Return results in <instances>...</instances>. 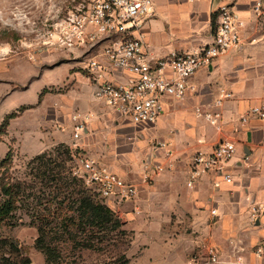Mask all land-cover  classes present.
Returning <instances> with one entry per match:
<instances>
[{
  "label": "crops",
  "instance_id": "crops-1",
  "mask_svg": "<svg viewBox=\"0 0 264 264\" xmlns=\"http://www.w3.org/2000/svg\"><path fill=\"white\" fill-rule=\"evenodd\" d=\"M152 1L153 15L142 27L143 49L151 59L193 52L209 44L217 10L223 3L232 5L242 23L241 45L224 51L211 66L189 78L194 90L186 97L196 102L193 108L166 97L164 110L154 124H135L93 96L99 80L124 83L129 79L127 73L105 60L102 50L106 41L102 38L85 50L89 52L87 61L96 58L103 65L99 80L86 75L90 92H85V103L79 110L86 119L85 127L77 139L72 137V112L66 123L70 130L56 137L71 146L76 143L84 156L104 163L129 181H139L144 163H165L163 172L150 174L147 183H138L137 197L104 199L127 224L146 232L143 241L150 244V250L144 252L145 263L187 264L192 256L205 255L212 248L220 264H264V253L256 254L257 247L264 246V119L241 121L251 106L264 103V22L252 10L254 0ZM223 91L232 96L219 108L222 132H216L196 116L195 108L204 105L212 109ZM153 137L174 149L177 160L172 169L167 166L170 157L162 156L163 148L148 144ZM222 137L236 143V152L225 165L233 181L216 186L214 176L204 174L188 187L194 152L210 151ZM33 146L38 148L37 143ZM253 204H260L262 211L252 221Z\"/></svg>",
  "mask_w": 264,
  "mask_h": 264
},
{
  "label": "built area",
  "instance_id": "built-area-1",
  "mask_svg": "<svg viewBox=\"0 0 264 264\" xmlns=\"http://www.w3.org/2000/svg\"><path fill=\"white\" fill-rule=\"evenodd\" d=\"M252 10L264 22V0H254ZM153 15L152 0H83L71 10L54 31L57 44L69 50L81 46L91 48L104 39L102 50L108 64L129 75L126 82L114 83L99 80L103 65L100 60L90 58L85 69L88 75L97 78L93 96L110 107L117 114L129 118L135 124H154L164 110V98L177 101L186 98L193 91L189 78L198 70L212 65L214 59L228 49L241 45L240 27L242 23L234 14L230 3H223L217 10V22L212 41L193 52H174L166 58L151 59L144 52L142 27L146 18ZM169 73L167 76L165 73ZM232 96L222 92L213 102V108L204 105L195 108L196 116L208 122L216 132H222L220 106L224 99ZM80 115L75 120L77 139L84 129ZM250 117L264 119V103L251 106L242 116L245 123ZM165 150V157L171 155L164 142L156 144ZM73 147H78L76 143ZM236 143L221 138L210 151L198 149L191 158L187 186L192 187L195 180L204 174L214 176L213 184L220 186L233 181L227 171L226 163L234 156ZM77 173L92 188L99 198L114 197L119 200L138 196V183H147L150 174L165 170L164 162H148L142 165L139 181H129L111 171L107 165L83 154L76 159ZM172 162H168L171 167ZM261 205L250 206V219L255 220L261 213ZM214 214L215 210H211ZM264 253V246L256 249L257 256ZM221 259L214 249L208 248L205 255H194L187 264H220Z\"/></svg>",
  "mask_w": 264,
  "mask_h": 264
},
{
  "label": "rangeland",
  "instance_id": "rangeland-1",
  "mask_svg": "<svg viewBox=\"0 0 264 264\" xmlns=\"http://www.w3.org/2000/svg\"><path fill=\"white\" fill-rule=\"evenodd\" d=\"M82 2L0 0V160L9 148L14 154L12 166L8 168L6 164L2 170L7 176L23 177L28 171L25 162L36 150L65 144L56 134L70 130L66 123L72 112V137L76 126L74 116L80 115L78 124L82 120L85 126L86 119L79 110L85 103V92H90L85 83L88 46L69 50L57 44L54 36L62 19ZM193 101L186 97L179 104L191 109L196 103ZM10 114L14 116L7 119L3 133V121ZM157 140L153 137L148 144L156 146L162 142ZM36 143L38 148L33 146ZM170 151L169 161L173 163L168 168L172 169L177 155L174 149ZM162 156L166 158L164 149ZM114 213L123 222L126 234L78 233L62 246L67 262L61 264H116L117 260L147 264L143 258L144 252L150 250V244L143 241L146 232L143 228L131 227L120 213ZM30 220L22 215L15 225L1 224L0 238L16 242L29 264H45L43 254L34 246L37 230L30 225ZM165 232L164 229L162 233Z\"/></svg>",
  "mask_w": 264,
  "mask_h": 264
},
{
  "label": "trees",
  "instance_id": "trees-1",
  "mask_svg": "<svg viewBox=\"0 0 264 264\" xmlns=\"http://www.w3.org/2000/svg\"><path fill=\"white\" fill-rule=\"evenodd\" d=\"M13 116L3 121V133ZM82 154L79 147L65 144L46 149L25 162L28 171L23 177L2 171L13 164L11 148L0 160V225H15L27 215L37 230L34 246L45 264L66 263L62 246L78 233L126 234L114 210L75 173L76 159ZM115 263L126 264V260ZM0 264H29V259L12 239L0 238Z\"/></svg>",
  "mask_w": 264,
  "mask_h": 264
},
{
  "label": "water",
  "instance_id": "water-1",
  "mask_svg": "<svg viewBox=\"0 0 264 264\" xmlns=\"http://www.w3.org/2000/svg\"><path fill=\"white\" fill-rule=\"evenodd\" d=\"M214 1H219V0H214Z\"/></svg>",
  "mask_w": 264,
  "mask_h": 264
}]
</instances>
